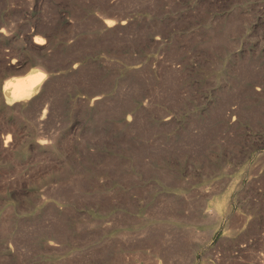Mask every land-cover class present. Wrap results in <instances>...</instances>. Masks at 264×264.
<instances>
[{"label": "rangeland", "instance_id": "obj_1", "mask_svg": "<svg viewBox=\"0 0 264 264\" xmlns=\"http://www.w3.org/2000/svg\"><path fill=\"white\" fill-rule=\"evenodd\" d=\"M0 264H264V0H0Z\"/></svg>", "mask_w": 264, "mask_h": 264}, {"label": "bare ground", "instance_id": "obj_2", "mask_svg": "<svg viewBox=\"0 0 264 264\" xmlns=\"http://www.w3.org/2000/svg\"><path fill=\"white\" fill-rule=\"evenodd\" d=\"M41 41H42V39H40V38L35 39L36 43L41 42ZM42 72L34 71L25 77L17 78L11 82H8L6 85V88L8 90V95L10 96V98L13 100H16L24 92H27L28 95H30L31 92L33 90H35V88H37V87L42 88L45 85V82H44L45 75ZM97 98H98V96L95 99H97Z\"/></svg>", "mask_w": 264, "mask_h": 264}]
</instances>
